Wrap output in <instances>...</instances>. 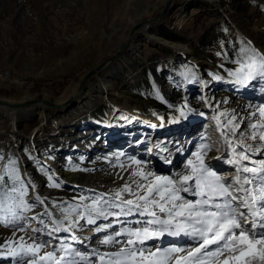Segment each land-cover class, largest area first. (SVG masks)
Instances as JSON below:
<instances>
[{"label":"rangeland","instance_id":"374dc122","mask_svg":"<svg viewBox=\"0 0 264 264\" xmlns=\"http://www.w3.org/2000/svg\"><path fill=\"white\" fill-rule=\"evenodd\" d=\"M19 1L0 0V99L60 102L121 46L133 24L156 15L165 0H27L35 19L27 18ZM249 45L264 54V0H171L162 18L138 31L120 58L91 75L68 107L29 104L13 113L0 106V174L14 161L21 179L37 186L35 192L28 187L26 199L39 194L49 206L72 203L122 188L138 167L133 159L156 175L188 174V162L207 144L205 163L228 176L236 166L226 163L234 157L222 131L239 124L228 140L264 146L258 139L264 134V78L241 85L232 75L247 65L248 53L240 49ZM49 176L61 186L52 187ZM89 177L92 183L85 181ZM44 207L28 215L38 216ZM123 220L82 221L75 234L81 237L91 228L94 237L95 228L108 223L107 232L128 227ZM27 223L24 231L0 225V263L14 264L6 255L9 242L16 247L21 236L29 241L31 228L39 226L36 220ZM58 235L73 243L69 233ZM87 241L73 246L88 255Z\"/></svg>","mask_w":264,"mask_h":264},{"label":"snow or ice","instance_id":"6c2138e0","mask_svg":"<svg viewBox=\"0 0 264 264\" xmlns=\"http://www.w3.org/2000/svg\"><path fill=\"white\" fill-rule=\"evenodd\" d=\"M240 52L248 53L247 71H244L245 65H241L232 73L236 81L247 85L264 78V54L250 45ZM260 114L264 116V108L260 109ZM181 115H185L182 110ZM216 119L219 125L220 118ZM232 123L228 121L229 126ZM259 127L252 125L253 129ZM238 128L240 125L236 124L221 132L225 143L233 150L234 158L226 163L236 166L234 176L217 175L211 163H205L202 153L209 145L204 144L201 153L194 154L195 161L188 162L191 168L188 174H177L175 178L156 175L139 167L140 161L133 159L132 164L138 167L122 188L82 195L72 203L62 201L49 206L47 199L39 194L29 201L26 199L28 187L35 192L37 186L21 179L15 162H10L0 175V225L24 231L30 228L27 221L36 220L39 226L31 228V242L23 236L15 242L16 247L9 242L7 257L13 258L14 264H24L25 259L28 264H93L94 260L96 264H264V159H252L257 153L264 155V146L245 144L244 138L239 143L228 140L229 133L235 135ZM251 138L257 139L255 131ZM258 139L264 141V134ZM48 179L53 181L52 187L61 186L52 176ZM125 193L132 199L125 198ZM182 193L194 199H186ZM41 205L45 206L42 214L28 215ZM42 216L47 217V221ZM131 216L139 219L129 221L127 218ZM109 217H116L117 223L123 217V223L128 224L120 231L113 229L114 234H106L99 241L100 245L112 246L113 250L100 252L93 248L85 255L73 246L83 243L75 234V230L83 227L82 221L96 225L98 219ZM109 228H112L111 223L98 225L95 231L100 233ZM62 232L69 233L73 243L67 242L69 236L58 235ZM166 235L182 236L183 242L190 246L165 247L148 243ZM121 237L125 239H119ZM52 240L60 243L53 244Z\"/></svg>","mask_w":264,"mask_h":264},{"label":"bare ground","instance_id":"6f19581e","mask_svg":"<svg viewBox=\"0 0 264 264\" xmlns=\"http://www.w3.org/2000/svg\"><path fill=\"white\" fill-rule=\"evenodd\" d=\"M165 2V1H164ZM19 3H20V5H22L23 7H24V9H26V4L25 3H29L27 0H20L19 1ZM22 7V8H23ZM163 7V6H162ZM161 10V9H160ZM159 10V11H160ZM158 11V12H159ZM157 15V14H156ZM155 16V15H154ZM153 16H151V17H149V18H152ZM148 19V18H147ZM145 20V19H144ZM142 21V20H141ZM140 22V21H139ZM138 22H136L135 24H133L132 25V27L130 28V30H129V33H128V35L131 33V31L132 30H134L133 28L136 26V24H137ZM149 27V25L148 26H146V25H143L142 27H139V28H137L136 29V31H134L135 33H134V35L132 36V38L136 35V33L138 32V31H140V30H144L145 28H148ZM127 35V36H128ZM127 38V37H126ZM125 38V39H126ZM125 39H124V41H125ZM124 41H123V43H124ZM123 43L121 44V46L112 54V55H110L108 58H106L103 62H101L100 64H98V65H96V66H94V67H91V68H95V67H97V66H99V65H101V64H103V63H105L106 61H108V59H110L111 58V56H113L116 52H118L121 48H122V45H123ZM127 46V45H126ZM126 48V47H125ZM124 48V49H125ZM124 49H123V51H124ZM123 51L120 53V55H118L117 57H115L113 60H111L110 62H107L101 69H99V70H97V72H99L100 70H103L104 68H106L108 65H110L111 64V62H114L115 60H117L118 58H120V56H121V54L123 53ZM242 65H245V67L244 68H246V64L245 63H243ZM90 68V69H91ZM89 69V70H90ZM88 70V71H89ZM87 71V72H88ZM87 72H86V74H87ZM96 72V73H97ZM96 73H94L93 75H95ZM85 74V75H86ZM84 75V76H85ZM83 76V77H84ZM83 77H82V79H83ZM91 77V76H90ZM90 77L87 79V81L84 83V88H83V90L81 91V94L80 95H77V96H75L74 98L75 99H77V98H79L81 95H82V93L84 92V90H85V88L87 87V85L89 84V79H90ZM82 79H81V81H82ZM81 81H80V83H79V85H78V87L80 86V84H81ZM78 87H77V89L76 90H72L71 91V93H70V95L65 99V100H63V101H60V102H53V103H55V104H60V105H64V104H69L70 102H72L73 100H74V98L72 99V97H73V95L76 93V91L78 90ZM68 95V94H67ZM45 99V98H44ZM8 101V100H7ZM25 101H29V100H25ZM9 103H14V104H18V103H21V102H24V101H21V102H13V101H8ZM52 102V101H51ZM79 102V101H78ZM33 104H38V103H33ZM33 104H30V105H33ZM110 106H112V105H110ZM7 108V110L9 111V112H15L14 110H18L19 109V107L17 108V107H7V106H2V108ZM66 107H68V105L66 106V105H64V106H61L59 109H64V108H66ZM53 109H56V108H53ZM44 111H45V108L44 107H40L39 109H38V114L41 116V114H43L44 113ZM8 113V112H7ZM156 120V119H155ZM157 123V122H156ZM233 170H236V169H232L231 171H233ZM177 172H178V170L175 168V170H173L172 171V173L175 175V174H177ZM90 179V180H89ZM86 182H88V183H92L91 181H92V178L91 177H89L87 180H85ZM123 227H125V226H123ZM121 228L122 227H118L117 229H115V231H120L121 230ZM90 233H91V228L90 229H88V231H85V236H89L90 235ZM106 234H114V232H113V230H111V231H109V232H107V231H103L102 233H98V234H96V235H94V237L91 235L90 236V239L86 242V244L88 245V247H87V250L89 251V253L91 252V250L93 249V248H96V249H98L100 252H105V251H111V250H113L112 249V246H106V245H100L99 244V241L100 240H102V239H104V236L106 235ZM167 238H169V240H167V241H165V239H167ZM93 239V240H92ZM119 239H125V237H121V238H119ZM184 237H170V236H167L166 235V237H163L161 240H157V243L156 244H158V245H162V246H165V247H172V246H176V247H183V248H188L190 245L188 244V243H184L183 241H184ZM91 240V241H90ZM90 241V242H89ZM85 242V241H84ZM89 242V243H88ZM152 242L153 241H149L148 243L149 244H151L152 245ZM86 245V246H87ZM86 250V251H87ZM86 255V254H85ZM25 260H27V259H25ZM24 260V261H25ZM13 262H14V260H13ZM0 264H11L10 263V261L9 262H7V263H0Z\"/></svg>","mask_w":264,"mask_h":264},{"label":"water","instance_id":"95a60500","mask_svg":"<svg viewBox=\"0 0 264 264\" xmlns=\"http://www.w3.org/2000/svg\"><path fill=\"white\" fill-rule=\"evenodd\" d=\"M171 3V0H165L164 4H163V7L161 8V10L157 13V15L153 16L152 18H148V19H145V20H142L140 22H138L136 24V26L133 28L134 30L131 31V33L127 36V38L125 39L123 45H122V48L116 52L113 56H111L110 59H108V61H106L105 63L95 67V68H91L87 74L83 77L82 81H81V84L80 86L78 87V90L76 91V93L73 95L72 99L77 96V95H80L81 94V91L83 90L84 88V83L87 81V79L93 75L94 73L97 72V70L101 69L107 62H110L111 60H113L115 57H117L118 55H120V53L123 51V49L126 47V45L132 40V36L134 35V31H136L137 28L139 27H142L143 25H151L157 21H159L162 16L164 15V13L166 12L168 6L170 5ZM75 100V98H74ZM74 100L70 103H74ZM33 103H38L44 107H49V108H56V109H59L61 106H64V105H70V103L68 104H64V105H60V104H55L47 99H44V98H40V99H35V100H29V101H24V102H21V103H18V104H14V103H9L8 101L6 100H2L0 99V106H7V107H21V106H25V105H29V104H33Z\"/></svg>","mask_w":264,"mask_h":264},{"label":"built area","instance_id":"2783aa9c","mask_svg":"<svg viewBox=\"0 0 264 264\" xmlns=\"http://www.w3.org/2000/svg\"><path fill=\"white\" fill-rule=\"evenodd\" d=\"M26 4V13L28 19H35V10L31 3H25Z\"/></svg>","mask_w":264,"mask_h":264},{"label":"trees","instance_id":"16d2710c","mask_svg":"<svg viewBox=\"0 0 264 264\" xmlns=\"http://www.w3.org/2000/svg\"><path fill=\"white\" fill-rule=\"evenodd\" d=\"M3 174H4V173H2V174H0V175H3ZM8 183H9V185H11V181H9Z\"/></svg>","mask_w":264,"mask_h":264}]
</instances>
